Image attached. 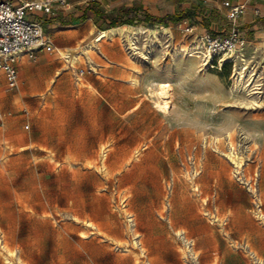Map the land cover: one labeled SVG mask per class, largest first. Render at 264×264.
Here are the masks:
<instances>
[{
	"label": "rangeland",
	"instance_id": "rangeland-1",
	"mask_svg": "<svg viewBox=\"0 0 264 264\" xmlns=\"http://www.w3.org/2000/svg\"><path fill=\"white\" fill-rule=\"evenodd\" d=\"M39 19L36 59H20L16 87L0 85V264H216L230 247L240 264L249 249L254 260L264 241V25L242 55L204 60L187 56L191 22L170 16L130 26L158 32L138 35V50L90 21ZM242 63L253 86L235 81ZM162 84L168 111L156 105ZM234 209L247 219L237 241Z\"/></svg>",
	"mask_w": 264,
	"mask_h": 264
},
{
	"label": "built area",
	"instance_id": "built-area-1",
	"mask_svg": "<svg viewBox=\"0 0 264 264\" xmlns=\"http://www.w3.org/2000/svg\"><path fill=\"white\" fill-rule=\"evenodd\" d=\"M222 5L227 7L226 34H215L209 30L199 34L195 33L193 25H187L182 29V34L184 37H192V40L186 50L197 51L198 55H206L210 60L220 55L228 58L242 55L246 42L240 26L247 6L239 0L223 1ZM69 8V0H0V85L4 82L7 88L16 87L19 80V56L27 60H35L38 51L43 47V27L39 17L56 16L59 11H66ZM255 12L258 13L257 9ZM27 14L34 18L28 19ZM180 50L185 51L183 48ZM83 73L84 70H80L79 75ZM105 156L106 152L101 153L102 161ZM194 172L193 178L199 174L198 171ZM166 189L170 190L169 182L166 184ZM193 189L197 191L198 188L194 186ZM167 206L169 200L165 203V207ZM212 218L218 220L217 217ZM126 220L128 225L134 227L132 215H128ZM225 223L226 221H222V224ZM192 244L186 241V245H189L187 248ZM254 261L256 264H262L258 260L254 259Z\"/></svg>",
	"mask_w": 264,
	"mask_h": 264
},
{
	"label": "crops",
	"instance_id": "crops-1",
	"mask_svg": "<svg viewBox=\"0 0 264 264\" xmlns=\"http://www.w3.org/2000/svg\"><path fill=\"white\" fill-rule=\"evenodd\" d=\"M92 1L94 2L92 6L88 5ZM223 1L234 2L235 0H69V16H65V11H60L57 13L58 19L52 20L51 22L62 23L64 26H76L90 21L92 22L93 27L98 29L93 22L94 13L90 10L91 7H94V9L99 8L105 13L107 12L106 8L113 9L121 8L122 6H139L142 10L146 11L153 17L154 20L150 21L151 23L154 21L162 22L164 20L163 18L170 16L173 19H177L179 22H191L195 28L200 25L203 29H213L216 32L225 35L227 32V24L225 19L226 13H224L221 7ZM239 1L245 3L247 6L246 11L241 18L240 30L244 34V40L246 44L253 47L255 46L258 38V30L264 25V0ZM224 8L227 7L224 6ZM255 9H257L258 13L255 12ZM82 15H86L88 17L82 21ZM98 30L103 32L109 29ZM22 59L24 60L25 58ZM20 65L21 61H19V67ZM241 214V211L234 209L233 216L231 218L228 217V229L231 232L230 238L235 241L239 239L237 232H241L240 229L245 225L247 220L246 218L242 217ZM253 249L256 252V254L253 253L255 257L254 259L264 264V241H260L258 245H254ZM228 250L229 254L227 257H225L223 254L218 255V258L215 261L216 264L241 263L235 258V256L238 255L237 251L231 247ZM250 251L251 250L249 249V252H241L240 255L243 257L246 264H256L249 255ZM256 255L262 259H259Z\"/></svg>",
	"mask_w": 264,
	"mask_h": 264
},
{
	"label": "bare ground",
	"instance_id": "bare-ground-1",
	"mask_svg": "<svg viewBox=\"0 0 264 264\" xmlns=\"http://www.w3.org/2000/svg\"><path fill=\"white\" fill-rule=\"evenodd\" d=\"M101 32V31H100ZM146 32L148 33H152L155 37L158 36V32H152V31H148L147 29H144L143 27L141 26H135V27H130V26H127V25H123V26H117V27H113L107 31H103L101 33H104V34H109L111 37H115V36H119V37H124L125 38V41L128 45V48L129 49H132V50H138V46L136 45L137 41L136 39H138V35L140 34H145ZM100 33V34H101ZM165 33V32H164ZM141 37V36H140ZM97 40V39H96ZM158 42V41H157ZM96 42L94 40L91 41V44L90 46H88L85 50V53L86 54H91V53H95V44ZM100 44V43H99ZM82 52V51H81ZM197 52V51H196ZM196 52H193V51H188V54L187 56L189 57H199L201 55H198ZM84 53V52H83ZM82 53V54H83ZM59 54L66 57L67 54L64 53L63 51L59 50ZM74 58H77V55L76 56H73L72 59H70V61L72 63H74ZM222 58V57H221ZM19 59H21V61L24 63L22 57L19 56ZM205 59H208L207 56L205 55L204 56V60ZM135 65V64H134ZM131 71V70H130ZM255 75V74H254ZM129 78V77H128ZM254 77L253 75L251 74V70H247V67L245 66V63H242L240 68H239V71L236 73V78H235V81L238 83V82H241L243 83L245 86H253L254 85ZM137 81L134 79V82ZM258 84V83H257ZM166 85H163L161 86L162 89H160L161 91L159 92V98L160 100L156 102V105L158 107H160L161 109H163L164 111H168L170 105H169V96H168V93L166 91ZM233 133V132H232ZM230 135V133H229ZM230 138V137H229ZM230 141V140H229ZM232 144V143H231ZM230 144V145H231ZM234 145V144H233ZM232 145V146H233ZM229 154V153H228ZM230 156V159L236 163V166L237 168L240 167L241 165V159L235 155L233 152L229 154ZM229 158V157H228ZM6 245V242L4 243V246ZM3 246V247H4ZM7 246V245H6ZM5 246V247H6ZM190 251V250H189ZM192 253V252H191ZM137 264H140L138 261H136ZM185 264H188V263H185Z\"/></svg>",
	"mask_w": 264,
	"mask_h": 264
},
{
	"label": "trees",
	"instance_id": "trees-1",
	"mask_svg": "<svg viewBox=\"0 0 264 264\" xmlns=\"http://www.w3.org/2000/svg\"><path fill=\"white\" fill-rule=\"evenodd\" d=\"M94 2H90L88 5L93 4ZM90 10L94 13L93 15V22L95 26L100 30H106L115 27L119 22L121 24H128L132 25L136 22H150L153 21V17L148 14L146 11L142 10L141 7L137 6H122L118 10L119 15H115L114 17H111L110 19L107 18L104 15V12H102L99 8L94 9V7H91ZM129 13H133V16L128 18L127 16ZM58 19V15L54 16ZM88 16L82 15L81 20H85Z\"/></svg>",
	"mask_w": 264,
	"mask_h": 264
}]
</instances>
